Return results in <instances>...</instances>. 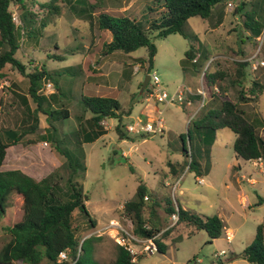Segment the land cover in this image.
<instances>
[{
	"label": "rangeland",
	"instance_id": "1",
	"mask_svg": "<svg viewBox=\"0 0 264 264\" xmlns=\"http://www.w3.org/2000/svg\"><path fill=\"white\" fill-rule=\"evenodd\" d=\"M39 1L42 0H24L27 10L36 15L33 19L34 23H31L35 30H25L26 26L22 23L17 24L22 46L16 58L26 64L29 71L37 67L35 60L29 59L32 56L44 62L47 71L52 68L74 66V71L68 72L62 69L61 74H52L51 78L46 77L41 80L40 86L49 79L57 84L60 94L55 98L53 106L72 103L73 100L76 103L77 99L80 100L81 92L87 94L82 85L83 74L90 77L91 72L84 70L82 73L80 66L75 64L80 62L82 53L86 52L87 47H91L97 40L100 30L94 19L90 24L83 16L75 13L74 0L60 4L61 14L49 19L46 18V9L39 6ZM150 2L151 0H100L104 9L122 11L137 20L144 18L146 4ZM228 2L233 5L231 10L227 6ZM82 5L85 4L81 3L80 6ZM239 6L241 8L235 12V8ZM9 8L17 11L20 21L21 9L18 2H13ZM245 14H250L264 25V0H222L213 7L210 17L193 16L187 19L184 25L187 36L171 33L163 38H152L156 54L150 68L146 47L125 53L129 55L127 63H123L124 56H108L102 59L100 53L93 55L90 62L91 69L96 72L102 69L109 75V80L113 81L112 89L115 91L113 95L117 96L124 114L129 113L122 114V130L131 139H120L114 130L117 120L106 119L103 127H106L104 129L108 132L97 137L94 142L75 144L77 137L74 132L78 127L81 128L78 125L80 121L78 117L79 114L83 116L85 113L81 102L72 106V116L52 121L56 130L48 129L49 140L54 138L58 140V147L70 154L72 164H80V167H75L74 178L82 186L83 193L88 196L85 203L91 218L95 219V227H92L88 219L80 215L77 209L73 211L72 222L80 240L90 235L100 238L95 247V257L99 264H108L114 260L115 244L119 241V244L128 245L137 254L146 253L138 257L135 264H249L242 257L231 259V256L241 252L252 241L257 225L264 223V206L242 205L238 198L239 191H244L250 198L255 197V191L247 183L238 186L233 180L234 177H238L242 182L250 177L248 182L255 183L256 176L264 178L261 171V169L264 171V160L263 168L258 167L259 165L254 166L249 161L236 162L239 158L235 156L233 143L237 134L228 127L216 130L212 143L207 147L209 152L205 159L203 149L207 146L208 135L195 130L194 121L190 122V119H196L210 108H219L222 99L236 103L234 88L228 87L224 91L221 89L228 84L235 62H242L248 56H251L252 60H264V26L259 36H253L244 25ZM27 28L30 29V26ZM43 46L49 47L51 51L64 56L65 59L48 61L43 57ZM190 48L195 55L193 60L185 55V51ZM25 53L26 55L22 57ZM198 57V62L193 63ZM136 58L142 59V63ZM46 62H49V65ZM128 69L130 72L134 69L139 70L131 80L122 76ZM215 71H221L227 76L222 80L216 79L213 85L206 86L207 74ZM4 73L11 78V72ZM152 73L159 77L162 89L169 98L180 89L188 93L187 99L191 101V105L187 106L186 98V101L180 104L177 100L175 103L158 102L154 97H148L147 86L141 91V85L145 75ZM246 73L249 81L261 74L259 80L264 84V66H258L255 70L247 67ZM21 78L23 81H28L24 75H21ZM87 80V86H90L92 82ZM100 88L96 86L94 89L98 91V95L107 92ZM40 94L45 96L41 92ZM237 103L246 113L245 120L252 123L264 138V90L252 100ZM146 104L154 108L151 112L152 116L159 115L163 118V132L142 135L127 133L126 125L141 116L140 112ZM49 106H52L51 103ZM48 123L49 121H43L41 117L42 127L37 128L32 135L37 137ZM180 133L186 136L187 147L191 144L193 151L196 148L192 154L194 163L191 168L190 157H182ZM44 144L48 145V143ZM122 152L126 154L122 155ZM195 160H199L198 166ZM205 163H207V172H204ZM240 163L246 171H240L236 167ZM64 165L57 168L59 181L62 184L70 172V169L64 168ZM232 175L234 177H230ZM198 179L202 183H199ZM140 183L146 186V192L151 196L152 201H160L167 197L174 205L178 203L181 207L201 215H219L224 223L221 236L208 243L204 231L195 230L186 235L192 230L191 227L177 223V220L174 221L170 216H166L162 208L155 206L156 211L152 218L160 222L163 230L170 228L171 232L158 236L166 244L164 254L156 251L147 253L148 251L144 250L145 243L130 240L133 235V225L122 210L127 201L134 199L136 188ZM229 183L235 186L231 187ZM256 188L260 194V188ZM8 205L11 212L19 211L20 200L15 192L9 196ZM142 215L144 219L149 218L148 209H145ZM3 225V219H0V249L9 238ZM227 228H231L233 232L230 242H227L230 237L227 236L226 239Z\"/></svg>",
	"mask_w": 264,
	"mask_h": 264
},
{
	"label": "trees",
	"instance_id": "2",
	"mask_svg": "<svg viewBox=\"0 0 264 264\" xmlns=\"http://www.w3.org/2000/svg\"><path fill=\"white\" fill-rule=\"evenodd\" d=\"M71 1L42 0L39 1V6L46 9V18L49 19L54 15L59 16L61 14L62 5L60 4ZM97 1L99 3H96ZM221 1L151 0L150 3L146 4V14L143 15L145 19L142 18V20L125 15L122 11H108L100 4V0H94V2L74 0L76 2L74 11L87 19L90 24L94 19L100 31L111 34L110 41L104 42L103 54H111L116 50L130 53L139 47H146L150 68L156 54V47L152 38H163L171 33L187 36L184 32L187 19L193 16L210 17L213 7ZM13 2H18L19 9H21L20 21L26 26L25 30H35L31 23H34L33 19L36 15L27 10L24 0H0V46L7 48L0 52V79L8 77L6 73L2 72L6 64L26 76L29 82L28 95L36 103V113L41 111L46 114L49 121L48 129L55 131L52 121L69 117V110L63 105L58 109H43L46 96L39 93L40 82L46 77L51 78L52 73L47 72L43 65L33 71H27V65L15 57V52L20 46V36L17 25L11 19L9 6ZM81 3L87 6H80ZM240 6L234 11L237 12L241 8ZM245 17V27L251 31L253 36H259L264 25L251 17L250 14H245ZM27 26H30V29ZM185 55L192 60L195 57L191 48L185 51ZM56 58L62 60L59 56ZM198 59L199 57L193 63H197ZM137 60L142 63V59L137 58ZM247 67H249L247 59L242 62H235L228 84L221 87L223 91L228 87L235 89L236 103L222 99L219 108H210L198 115L196 119H190V122L194 121L195 130L208 135L207 146L203 149L205 159H207L209 152L207 147L212 143L216 130L223 127H228L237 134L233 143L235 156L243 160L264 156V138L256 131L252 123L245 120V111L237 105L239 101L254 99L264 90L262 82L257 79L248 80ZM226 76L221 71L208 73L206 86L213 85L216 79L222 80ZM86 92L87 94L81 95V103L83 110L90 113V117L84 119V124L79 121V126L83 125L84 127V135L79 127L74 132L79 141L94 142L97 137L106 133V129L99 122L102 119L111 118L117 120L114 130L119 138L131 139L122 130V114L124 112L121 110L120 102L112 96L98 95L89 90ZM30 113L32 116L31 111ZM128 114L125 113L124 115ZM37 126L38 117H34L33 123L28 125L26 130L29 133L34 132ZM24 134L18 135L13 142H18ZM180 139L182 142L181 151L185 158L190 157L189 167L191 168L194 163L192 154L196 148L193 151L190 143L187 147L186 136L182 133ZM50 143L65 156L64 168L70 169L63 184L59 181V169L53 170L40 180L34 179L19 169L0 170V219H3V229L9 236L0 249V264H13L15 262L56 264L58 254L61 251H66L71 258L75 259L72 264H99L95 257V247L100 238L90 235L80 240L72 222L73 211L77 209L78 213L84 215L91 226L95 227V219L91 218L85 203L88 196L83 193L82 186L74 178L75 167H80V164H72V157L67 151L58 147V140H50ZM7 146L8 143L0 137V166L5 157ZM198 161L195 160L196 166H198ZM12 192L19 196L18 212L9 210L8 199ZM261 202H264V196H258L256 205ZM155 206L162 208L166 216L177 213V223H184V225L192 228L186 235L195 230L204 231L208 238L207 242L210 243L220 237L223 232L224 223L217 214L201 215L181 207L178 203L174 205L167 197L160 201H152L151 196L146 192V186L140 183L136 188L134 199L127 201L122 210L131 220L132 234L139 239L152 238L158 253L164 254L166 249V244L158 236L167 235L171 230L170 228L163 230L160 222L152 218L156 211ZM145 209L149 211V218L147 219H144L142 215ZM78 250H80L79 254ZM143 255L144 253L133 256L127 246L117 243L115 244L114 260L108 264H135L138 257ZM236 256L242 257L249 264H264V223L257 225L252 241Z\"/></svg>",
	"mask_w": 264,
	"mask_h": 264
},
{
	"label": "crops",
	"instance_id": "3",
	"mask_svg": "<svg viewBox=\"0 0 264 264\" xmlns=\"http://www.w3.org/2000/svg\"><path fill=\"white\" fill-rule=\"evenodd\" d=\"M78 15V14H77ZM22 23V21H21ZM105 36H104V35ZM111 39V34L109 32H102L100 31V34L98 35L97 40L93 43V45L90 47H87L86 52L82 53L83 57H81L80 62L76 63L75 65L80 66V70L82 73L84 70L86 72H91L90 77L89 76H84V82L82 85H84L83 89L86 91H93L96 94H99L97 90H94L96 86L101 87L100 89L103 88L107 92L105 94H100L102 96H112L117 99V96H114L113 92H115L112 88V82L109 80V75L102 69L101 71H95L91 69L92 63L91 59L95 53H100L103 57H118V56H124V61L123 63H127V58L129 55L122 53L120 50H116L112 52L111 54H103L102 49L104 42H109ZM21 46L16 50L15 52V57L17 55L18 51H21ZM1 52L6 50L7 48L5 46H0ZM43 52L44 56L48 61L52 59H57L56 56L61 57L62 59H65L64 56H61L59 54H55V52L51 51L49 47H44L43 46ZM68 54V52H67ZM70 54H73V52H70ZM25 54L22 55L25 56ZM95 56V55H94ZM248 56L247 58H249ZM84 58V59H83ZM246 58V59H247ZM32 60H35L37 67L40 68L42 65L44 69L46 70L45 63L41 62L39 58H35V56H32ZM135 59V58H134ZM137 59V58H136ZM89 62V64H88ZM119 62V60H118ZM47 65H49V62H46ZM137 66V65H135ZM84 67V69H83ZM94 67V66H93ZM10 68V69H8ZM74 66H69V67H64V68H52L50 71H47L49 73H52L53 75H59L61 72L64 71H74L73 70ZM29 69V67H28ZM63 69V70H62ZM250 69V67H249ZM11 72L12 76L11 78H4L0 79V137L4 141L8 143V146L6 148V153L5 157L3 159V162L0 166V170H13V169H19L22 172L26 173L27 175L33 177L36 180H40L47 176L49 173H51L53 170L60 168L61 166L64 165L66 158L64 155L59 153L55 146H53L50 143V134L48 132V126H44L43 130L41 133L39 132L37 137H34L32 134L35 133L37 128H41V117H43V121L48 122L47 115L44 114L43 112L39 111L36 113V103L35 101L28 95V89H29V82L23 81L21 78V75L15 68L11 67L9 64H6L4 68L2 69V72ZM29 71V70H27ZM139 71V70H138ZM135 71V69L130 72L129 69L126 70L125 73L122 74L124 76L123 78L127 80H131L133 76L138 72ZM261 78V74L256 77L258 81ZM89 79L92 84L90 86H87L88 80ZM50 80V79H49ZM52 82V81H51ZM149 82V81H148ZM54 85V91L48 92V91H42L43 86L40 88V92L45 94L46 96V101L43 104V109L49 110V109H58L60 106H53L55 103V98H58L60 94L58 91L57 84L53 82ZM39 92V93H40ZM8 93V94H7ZM49 94V95H48ZM83 92L80 93V100L77 99V102H81V95ZM188 93H184V96L186 97V100H188ZM6 95V96H5ZM118 100V99H117ZM148 100V98H146ZM189 101V100H188ZM77 102L75 103L74 100L72 103H61L59 105H63L69 110V117L72 116V106L76 105ZM49 103H51L52 106H49ZM191 105V101L187 104ZM49 106V107H48ZM188 108V107H187ZM190 108V107H189ZM32 112V116L31 113ZM154 111V108H150L148 104L144 108H142L140 115L136 119L141 120L143 122H148L153 120L156 116H152L151 112ZM36 113V115H35ZM89 112H85L83 116L79 114V119L80 122H82V119L89 118L90 115L88 114ZM81 116V117H80ZM34 117H38V126L35 129L34 132L29 133V131L26 130V127L30 124L33 123ZM84 119H83V124H84ZM112 119V118H111ZM26 121V122H25ZM79 125V124H78ZM82 134L84 135V127L83 125L80 126ZM106 128V127H104ZM25 132V134H24ZM106 132H108L106 130ZM24 134L20 140L16 143L13 142L14 139L18 137V135ZM181 134V133H180ZM39 137H42L41 139ZM55 139V138H54ZM53 139V140H54ZM25 142H28V144H25ZM44 143H48V145H45ZM75 144L82 145L84 143L88 142H83L79 141L77 138L74 141ZM125 152H122V155H125ZM182 157H185L182 153ZM241 161L242 163L247 162L248 160H243L241 158L236 159L237 161ZM176 163L178 160L175 161ZM207 164L205 163L204 165V172H207ZM206 167V168H205ZM238 169L240 171H246L244 166H241L237 164ZM250 172V171H248ZM234 177V175L230 176ZM263 176H256V182L255 183H249L248 181H240L239 178L234 177V184H238L240 186L243 183H247L250 187L253 188V191H255V197L250 198L244 191H239L238 193V198L241 200L242 205H247L248 207H254L258 203V196H264V185H262V182L264 183V178ZM232 183H229L231 187H234L235 185ZM260 188V194H258L257 188ZM257 194V197H256ZM260 206H264V202H261L259 204ZM219 216V215H218ZM220 217V216H219ZM221 218V217H220ZM222 219V218H221ZM132 224V223H131ZM190 229V228H189ZM191 231V230H190ZM226 239L227 236L230 237V239H227V242H230L232 238V229L227 228L226 229ZM254 237V236H253ZM219 238V237H218ZM217 239V238H216ZM215 240V239H214ZM213 241V240H212ZM211 243V242H210ZM248 245V244H247ZM146 254V253H145ZM236 254H233L231 256L232 258H236Z\"/></svg>",
	"mask_w": 264,
	"mask_h": 264
},
{
	"label": "built area",
	"instance_id": "4",
	"mask_svg": "<svg viewBox=\"0 0 264 264\" xmlns=\"http://www.w3.org/2000/svg\"><path fill=\"white\" fill-rule=\"evenodd\" d=\"M227 6L229 7V10L233 8V5L231 2H228ZM10 14H11L12 21L16 25L21 23V21H19L20 17L17 14V11L10 9ZM252 59L253 58L251 56L247 58V60L249 61V67L251 70H255L258 66H264V60H257V59L252 60ZM149 76H150V79L148 82V88L146 90L148 92V97H154L158 102L175 103V101L177 100L180 104L185 100L186 97L184 96V92L181 91L180 89L171 98H169L167 93L162 89V85L159 81V77L155 73H152ZM43 89L44 91L52 92L54 91V85L51 81L48 80L43 84ZM188 103L189 101H187V104ZM105 120L106 119H102L99 122V124L103 126L105 123ZM163 130H164V120L159 115H157V117H155L153 120L148 121V122L136 120L126 125L127 133L138 134V135L162 133ZM263 160H264L263 156H259L257 158L250 159L248 161L251 162L254 166L259 165L258 167L263 168V165H262ZM261 171H262V174H264L263 169H261ZM249 178L250 177H247V181L250 180ZM198 182L202 183L200 179H198ZM170 218L176 221L178 219L177 213H172L170 215ZM130 240L134 242L136 241V242L145 243L144 250L148 251L147 253L149 252L152 253L153 251H157L156 244L154 243L152 238L139 239V238H136L134 235H132ZM125 246H127L128 250L130 251L131 254H133V256H137L143 253L142 252L140 254H137V252L131 249V247H129L128 245H125ZM79 252L80 250H78V254ZM74 261L75 259L71 258V256H69L66 251H61L58 254L56 264H72Z\"/></svg>",
	"mask_w": 264,
	"mask_h": 264
},
{
	"label": "water",
	"instance_id": "5",
	"mask_svg": "<svg viewBox=\"0 0 264 264\" xmlns=\"http://www.w3.org/2000/svg\"><path fill=\"white\" fill-rule=\"evenodd\" d=\"M149 79H150V76L148 74L145 75L144 81L142 82V85H141V91H143L144 88L147 86Z\"/></svg>",
	"mask_w": 264,
	"mask_h": 264
}]
</instances>
